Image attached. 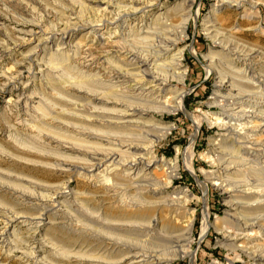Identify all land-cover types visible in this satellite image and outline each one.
<instances>
[{"label":"bare ground","instance_id":"1","mask_svg":"<svg viewBox=\"0 0 264 264\" xmlns=\"http://www.w3.org/2000/svg\"><path fill=\"white\" fill-rule=\"evenodd\" d=\"M84 1L88 3L84 18L79 15L80 1L66 0L70 7L65 22L57 19L54 12V16L34 24L14 22L9 32H4L0 62L9 50L21 53L22 48L29 46L27 60H38L40 53L44 59H39L43 63L35 68L27 69L34 81L61 80L63 93L85 98L86 102L77 104L61 93L54 94V102L44 100L41 95L28 94L27 84L16 95L14 104L25 113L37 111L34 106L40 102L58 115L51 122L57 123L61 133L57 136L42 133V138L58 151L53 164L48 166L67 180L51 185L49 181L41 183L0 171V176L20 183L10 187L14 194L26 200L36 199L41 206L38 215L0 207V249H4L7 260L18 256L17 259L23 257L31 264H175L178 259H189L194 264L189 246L193 229L191 224H184L187 196L184 191L174 192L172 199L165 196L178 171L177 159L158 160L155 152L156 145L171 129L165 117L184 111L187 73L182 62L189 48L181 45L187 37L193 2L180 0L176 6L178 13L172 17L165 6L156 11L159 0ZM247 1L218 0L220 4L204 20L205 35L210 36L213 48L219 51L213 54L209 49L203 55L206 74L217 75L219 86L227 89L215 102L227 122L220 128L221 141L229 144L214 151L219 156V167L208 181L222 190L227 198L225 206L231 212L222 219L228 223L229 231H224L218 222L209 223L204 216L201 236L214 228L225 235L219 246L230 250L241 249L237 243L249 236L242 234L253 228L264 234V187L245 184L237 178L250 163L264 167V140L256 137L264 135V95L253 106L247 107L243 101L252 94L251 90L264 92V75L256 60L260 50L239 46L227 37L240 34L241 23L219 29L211 18L219 7L225 6L242 9L239 12L242 22L255 23L259 16L255 6L259 5ZM4 25L0 22V31ZM253 30L264 36L261 25ZM77 35L89 39L100 51L92 61L102 67L101 89L66 81L64 69L52 63L53 58H75L78 45L73 40ZM189 51L194 52L192 48ZM23 62L15 63L18 67L15 72L7 70L3 78L17 80L22 75ZM63 104L74 106L78 112L65 111ZM186 117L195 127L202 122L195 113H186ZM67 132L78 135V139L68 138ZM193 140L183 155L187 171L193 167ZM72 179L104 187V191L93 195L67 191ZM202 187L205 192L203 184ZM145 195L154 200H147ZM83 197L109 198L105 203L107 216L114 219L108 220L94 208H85ZM68 199L74 208L71 222L90 231L92 242L98 246L95 254L85 255L89 251V248L82 251L85 246L76 252L75 248L64 249L41 234L44 217L57 207L59 200ZM233 230L241 234L236 235ZM253 257L256 264H264V248L258 247Z\"/></svg>","mask_w":264,"mask_h":264},{"label":"rangeland","instance_id":"2","mask_svg":"<svg viewBox=\"0 0 264 264\" xmlns=\"http://www.w3.org/2000/svg\"><path fill=\"white\" fill-rule=\"evenodd\" d=\"M79 1L80 6H82L80 8L82 12L79 15L84 18L87 13L85 8L88 3L84 0ZM191 1L193 4L186 31L187 37L181 47L192 48L194 51L191 53L188 49L182 62L187 73L186 85L184 86L186 95L183 99V104L185 100H188L192 106L189 110L184 106L185 112L177 111L165 117V122L170 124L171 129L166 138L155 147L158 160L177 159L178 171L175 174L172 188L165 196L172 199L175 197L174 192L177 191H184L187 196L188 209L184 224L192 225L193 235L189 241V246L194 253V264H256L253 252L258 247L264 248V234H261L259 229L253 228V230L243 233L242 236L246 234L249 236L241 240V243H237V245L241 246V249L238 250L220 247L218 243L222 241L225 235L217 233L214 228H209L208 232L203 237L201 236L204 216H207L209 223L218 222L224 228V231L230 230L228 223L222 221L225 215L231 212L225 206L224 200L227 201V198H224L223 192L219 187L212 186L213 182L208 181V177L216 174L219 167L217 165L219 156L214 151L218 150V147L229 145L221 141L220 135L222 131H220V128L222 124L227 122L220 116L221 107L215 102L217 97L227 93V89L225 86L224 88L219 86L217 75L206 74L207 64L203 59V55L209 49L213 54L219 52L218 49L213 48L210 36L205 35L204 20L206 16H209L211 10L217 8L220 3L218 0ZM179 2L180 0H159L155 8L156 11H160L159 9L165 6L173 17L175 16L174 13H178L176 6ZM247 2L259 5L255 6L256 12L259 14L255 23L242 22L239 17V12L242 9L225 6L223 8L219 7L211 19L217 23L219 29H229L236 22L241 23V33L230 34L227 37L239 46L254 47L260 50L256 60L262 66L261 73L264 75V36L256 34L253 30L260 25L264 29V2L262 0H249ZM69 7L70 4L66 0H34V2L30 0H0V22L5 24L3 31H0V44L3 41L4 32H9L14 22L23 21L28 24H34L47 19V16H54V12L57 13V19L65 22L68 18L67 16H69V12H67ZM50 21L51 19L49 18L48 23ZM73 43L78 45L75 58L69 59L68 57L67 60L53 58V65L60 69L63 68L65 80L74 85L101 89L102 80L100 74L102 67L100 63L96 64L92 61L93 57L100 55V51H98L96 46H92L89 43V39L79 38L78 35L74 38ZM29 49V46L24 47L21 53L9 50V52L4 54L0 62V171L19 177L31 178L41 183L49 181L51 185L62 184L65 183L67 178L64 175L55 173L48 166V164H53V157L58 151L56 147L47 145L42 138V133H49V136H57V134L61 133L57 123L51 122L54 118H58V115L48 111L46 105L40 102L39 106H34L37 111L25 113L23 109H19L14 104V101H16V95L26 89V84L28 85V94L41 95L44 100H52L54 102L55 93H61L69 101L77 104L85 103L86 99L77 98L73 94L63 93L61 91V80L50 78L51 80L48 83L44 78L34 81L28 74L27 69L28 67L35 68L39 65L38 63H43L44 59H42L40 53L38 60L42 59L43 61L31 60L33 62H30L26 59ZM18 61H24L22 75L17 80L7 81L3 78L4 73L10 69L15 72L14 70L18 68L15 63ZM251 91L252 94L243 98L244 105L247 107L253 106L264 95V92L260 89ZM61 107L65 111L78 112L71 105L66 106L63 104ZM186 113H195L202 119L201 124L195 127L186 117ZM236 131H239V129L237 128ZM67 136L73 139H78L79 137L72 132H67ZM256 137L259 140H264V135ZM191 139H194L192 144L194 153L192 158L193 167L191 171H187L185 170L183 155L189 149ZM237 178L245 182V184L264 187V167L257 162L250 163L243 172L238 174ZM18 184L20 183L0 176V207L14 208L28 215H38L41 212V206L39 205L40 203L36 202V199L26 200L12 192L10 187ZM202 184L205 186V192H203ZM69 190L82 192L85 195H93L97 192L103 193L104 187L94 186L92 183L82 179H72L70 189L67 191ZM50 195L49 198L54 202L52 194ZM145 196L147 200H154L151 196ZM108 199L96 200L90 197H83L82 200L85 208H94L102 215L104 214L105 218L111 220L114 218L107 216L108 205L105 204ZM58 202L57 207L44 217L41 234H46L54 244L64 249L72 250V248H75L76 252L85 246L86 248L82 251H86L89 248L85 255L95 254L98 246H95V243L92 242L90 231L83 230L82 227L71 222L70 214L73 213L74 209L72 200H59ZM49 204L51 205L52 203ZM49 221L50 224H48ZM21 231L24 235V229ZM232 232H235L236 235L241 234L237 230ZM17 258L18 256L10 257L7 260L4 249H0V264H31L23 257L20 260ZM83 264L91 263L84 262ZM175 264H190V260L183 261L178 259Z\"/></svg>","mask_w":264,"mask_h":264},{"label":"trees","instance_id":"3","mask_svg":"<svg viewBox=\"0 0 264 264\" xmlns=\"http://www.w3.org/2000/svg\"><path fill=\"white\" fill-rule=\"evenodd\" d=\"M195 102H196V101H195ZM184 106H185V108H186L187 110H189L190 107L192 106V104H190V102H189L188 100H185V101H184Z\"/></svg>","mask_w":264,"mask_h":264}]
</instances>
